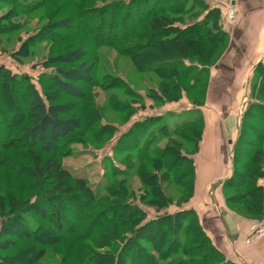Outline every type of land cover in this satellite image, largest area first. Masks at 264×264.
Listing matches in <instances>:
<instances>
[{"label": "trees", "instance_id": "obj_1", "mask_svg": "<svg viewBox=\"0 0 264 264\" xmlns=\"http://www.w3.org/2000/svg\"><path fill=\"white\" fill-rule=\"evenodd\" d=\"M93 3L90 8L77 12L75 18H83L84 21L76 26L94 35L98 43L105 42L121 49L122 42L130 38H142L144 43L141 46L156 43L163 54L172 55L173 59L161 58L147 66L148 70L154 72H166L167 82L163 87L155 84L148 86L146 97L152 101L149 104L155 109L186 97L191 107L178 114H188V118L171 126L165 119L166 116L174 115V112L164 111L145 115L131 123L115 139L112 150L114 159L104 160L106 166L103 168L102 182L93 189L86 177L75 175L67 169L58 155L64 153L59 151L61 145L82 128L83 117L78 109L87 95L79 82L90 83L95 69L94 64L86 60V49L79 45L44 62L53 68V72L46 73V79L53 83L50 88L43 83V76L38 77L39 89L29 76L14 73L0 64L2 85L8 82L9 88L13 87L11 95L17 103L22 100V96L25 100V122L19 125L21 135L16 139L27 137L30 145H36L42 152L50 154L43 159L36 151L27 152L33 167L25 169L29 177L38 180V183H28V189L34 191L28 199L22 202L19 196L13 194L0 197V255L15 245V240L2 236L8 227L16 225L22 228L25 239L35 240L49 233L46 225L49 223L58 232H82L87 226L93 227V230L98 227L103 229L99 244L107 252L96 257L105 258L107 264H121V261H124L123 264H159L177 256L183 260L175 264H241L228 259L212 243L192 207H179L173 212L163 211L171 205V200L162 189L165 178L172 179L180 188L182 199L178 201V206L188 205L194 192L193 155L177 142L174 143V139L183 138L184 142L193 144L196 149L193 153L197 152L202 134L201 107L205 103L210 67L228 43L221 7L207 0H94ZM126 23L128 28L119 35L113 31L117 26H126ZM105 27H109L110 35L107 39H100ZM58 28L69 29V26L64 22L49 25L51 30ZM35 36V33L31 35ZM252 78L255 97L260 102L248 105L264 110V58L254 67ZM135 93L128 90L127 86L123 92L138 99L141 94L136 90ZM4 100L5 104L9 103L8 95ZM112 108L116 110V107ZM248 111L245 109L243 112L240 122L242 130L233 145L231 173L221 188L230 210L238 214L231 208L235 200L245 211V214L238 215L251 219L264 218V185L260 183V180H264V148L253 149L251 154L241 148L245 142L243 126L245 128ZM262 117L264 125V114ZM0 124L2 148L5 135L12 132L13 128L1 111ZM108 129L103 124L97 131ZM170 144L174 147L172 153L168 151L172 149ZM241 153L247 157L245 165L250 169V187L245 192H241V183H236V177L240 174L237 160ZM122 155L131 158L132 163L121 162L119 157ZM115 159L125 168H120ZM148 162L152 163V169L146 171L143 164ZM16 168L15 172L23 171L20 167ZM161 169L164 172L160 173ZM130 171L137 174L146 185L149 200L140 194L141 200L137 201L132 188L118 180L124 179ZM228 190L234 191L235 195L228 196ZM82 197L85 202L80 204L79 199ZM65 199H70L75 205L71 203L72 207L67 212H64L66 206L62 204ZM143 207H151L157 214L147 219ZM92 210H95L94 216L89 212ZM111 222L114 224L109 226ZM155 225L158 228L155 229ZM119 227H126L130 233L121 235ZM154 234L155 244L152 242ZM139 239L153 245L151 248L142 247L137 242ZM44 245L29 254L24 260L25 264H36L45 254ZM134 252L136 260L132 258ZM0 264L7 262L0 258Z\"/></svg>", "mask_w": 264, "mask_h": 264}, {"label": "rangeland", "instance_id": "obj_2", "mask_svg": "<svg viewBox=\"0 0 264 264\" xmlns=\"http://www.w3.org/2000/svg\"><path fill=\"white\" fill-rule=\"evenodd\" d=\"M93 1L0 0V64L14 73L29 76L32 83L39 89L41 86L38 77L43 76V83L50 88L53 87V83L46 79V73L53 72V68L47 66L44 62L61 52L83 45L87 51L86 60L92 62L95 66L92 76L93 80L90 83L79 82L84 86L87 95L86 99L81 101L78 109V112L83 117L82 128L69 136L59 149L61 154L64 152L63 155L61 156L60 153L58 155L60 161L67 169L71 170L75 175L86 177L93 189H96L102 182L103 168L106 166L104 160L111 157L114 159L112 150L117 136L125 131L131 123L141 119L143 116L162 113L160 111L162 109L152 108L153 105L151 107L149 103H152V101L146 97V93L148 86L155 84L163 87V84L167 82L166 72H154L148 70L147 66L161 58L173 59V57L168 53L163 54L156 43H152V46L149 44L141 46L144 43L142 38H130L122 42L121 49L105 42L98 43L94 35H90L82 28L76 26L81 24L84 19L75 18L77 12L90 8L94 4ZM207 1L211 4H218L219 2L218 0ZM56 22L66 23L69 29H49V25ZM108 28L105 27L101 32L100 39L109 37ZM127 28L128 24L126 23V26L122 28L117 26L113 31L119 35ZM34 33L36 36L31 37ZM253 83L254 80L252 78L250 85H248V103L241 111H234L231 108L226 110L218 108V113L221 116L220 121L224 120L229 132L227 138L234 139V142L239 131L242 130L240 129V117L242 118L245 109H249L245 128L243 126V139L245 142L241 145L242 150L248 154H251L253 149L258 147L264 148L262 143L264 136L262 116L264 110H257L252 105H248L251 102H260L258 101L260 99L255 97V89L252 87ZM1 85L2 82L0 80V111L8 119V122L12 124L11 128H13V131L5 135L3 142L5 144L0 148V197L13 194L17 197L19 196L23 202L34 193L32 189H28V183H38L36 178L28 176V170L25 169L33 167L32 160L27 152L30 150L36 151L43 159L50 156V154L42 152L36 145H30L27 137L21 140L16 139V137L21 135L19 125L25 122V100L22 96V100L17 103L11 95L13 87L9 88L8 82L6 85ZM126 86L131 92L135 93L136 90L142 96L138 95L140 98L135 99L124 95L123 92ZM54 90L61 93L59 89L54 88ZM6 95H8L10 100L8 104L4 102ZM234 99L236 98L233 97L232 100L234 101ZM112 106L116 107V110ZM177 108L173 110L174 115L166 116L165 121L171 126L188 118V114H178L182 112V108ZM103 124H106L109 129L97 131ZM0 127H2L1 124ZM1 131L2 128L0 133ZM175 142L180 144L186 152L192 155L195 154L193 152L196 149L193 144L184 142L181 137L174 139ZM233 145H231L232 151ZM173 148L172 146V149L168 151L172 153L174 151ZM119 158L121 162L132 163L131 158L127 159L126 156L122 155ZM114 161L119 164L116 159ZM246 161L247 157L241 153L237 160L240 174L236 177V183H241V192H245L250 187L248 178L250 169L249 166L246 167ZM151 164V162L143 164L146 171L152 169ZM16 167L22 168L21 171H23L17 170L15 172ZM119 167L125 168L124 165L120 164ZM161 172L164 171L161 169ZM118 180H122L125 186L132 188L137 201L141 200L139 198L140 194H144V199L149 200L148 189L137 174L130 171L124 179L119 178ZM242 182L244 185H242ZM162 189L171 200V205L163 211L173 212L179 207L186 208L188 206L187 204L178 206V201H181L182 196L180 188L174 184L172 179L165 178L162 182ZM144 192H146V195ZM227 194L228 196L235 195L232 190H228ZM79 201L80 204L85 202L83 197ZM71 203L70 199L62 200L63 206H66L64 212H67L72 207V205L70 206ZM143 208L147 212V219L157 214L151 207ZM158 208H163V206ZM231 208L238 214H245L244 208L238 205L235 200L232 201ZM89 212L91 215H95V210ZM1 220L2 218H0V228ZM112 224L114 223L111 222L109 226ZM46 225H48L49 233L35 240L25 239L22 228L16 225L8 227L2 236L3 238L15 240V245L9 251L1 252L0 258L7 264H25V258L29 254L34 253L39 246L45 244L43 247L45 254L36 264H99L101 261L103 264H107L105 258L96 257L97 254L107 252L99 244V235L104 232L103 229L101 230L98 227L97 230H93V227L89 228L87 226L82 232L80 230L77 233L73 231L58 232L49 223H46ZM156 228L158 226L155 225ZM119 230L121 235L130 233V230L126 229V227H119ZM155 234L152 239L154 244ZM137 242L142 247L148 246L151 248L153 245L150 242V244L144 243L141 239L137 240ZM132 258L136 260L135 252L132 254ZM182 260V257L177 256L159 264H175L182 262ZM123 262L121 261V264Z\"/></svg>", "mask_w": 264, "mask_h": 264}, {"label": "crops", "instance_id": "obj_3", "mask_svg": "<svg viewBox=\"0 0 264 264\" xmlns=\"http://www.w3.org/2000/svg\"><path fill=\"white\" fill-rule=\"evenodd\" d=\"M218 1L225 16L228 43L209 71L206 99L201 107V140L193 154L194 192L188 206L195 210L212 243L228 259L241 264H264V242L259 239L251 243L245 241L251 218L236 214L225 203L221 187L232 170L234 139L227 138L229 132L218 113V108L239 112L247 104L250 76L264 58V0H238V15L234 21L226 19V6L223 0ZM190 106L183 97L159 109L161 112L177 107L185 110ZM260 183L264 185V180Z\"/></svg>", "mask_w": 264, "mask_h": 264}, {"label": "built area", "instance_id": "obj_4", "mask_svg": "<svg viewBox=\"0 0 264 264\" xmlns=\"http://www.w3.org/2000/svg\"><path fill=\"white\" fill-rule=\"evenodd\" d=\"M238 0H223L226 6V19L228 21H234L238 15L237 8ZM250 231L246 237V243H251L253 240H262L264 242V218H252L250 219Z\"/></svg>", "mask_w": 264, "mask_h": 264}]
</instances>
